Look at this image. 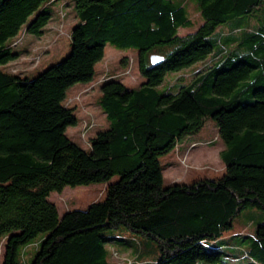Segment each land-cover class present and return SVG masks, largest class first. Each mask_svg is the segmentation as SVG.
<instances>
[{"label":"trees","instance_id":"1","mask_svg":"<svg viewBox=\"0 0 264 264\" xmlns=\"http://www.w3.org/2000/svg\"><path fill=\"white\" fill-rule=\"evenodd\" d=\"M55 3L76 17L69 54L33 77L8 71L20 32L41 36ZM107 43L137 50L143 81L101 83L107 126L83 149L66 135L77 117L65 98L93 80ZM207 120L223 175L165 179L168 155ZM96 183L102 197L84 210L60 216L49 200ZM0 239L2 264H110L115 252L129 264H264V0H0Z\"/></svg>","mask_w":264,"mask_h":264},{"label":"rangeland","instance_id":"2","mask_svg":"<svg viewBox=\"0 0 264 264\" xmlns=\"http://www.w3.org/2000/svg\"><path fill=\"white\" fill-rule=\"evenodd\" d=\"M64 1L70 2V0ZM52 10L55 17L48 23L41 36H30L24 29L20 32L16 47L19 55L7 65L8 71L21 75L32 74L33 77L49 66L60 62L69 54L70 32L76 23L75 14L72 8L67 5H63L62 10H59L57 3L53 4ZM189 12L194 25L190 30H193L201 22V19L192 5L189 6ZM190 30L181 27L178 29V35H184ZM219 30L227 31L225 27ZM136 58L137 50L135 48L119 49L107 43L104 47L102 60L95 65L93 80L88 84L76 83L68 89L65 105L74 108L77 125L67 127L66 135L81 148H88L90 137L107 126L105 115L97 104L101 83L106 79L113 78L134 88L143 81L138 72ZM208 62L209 60L206 63L198 64L197 68L203 69ZM192 74V69L172 74L168 77V81L174 84L181 78L185 80L183 82H186ZM88 125L91 126L88 127ZM182 140L185 144L193 141L198 143L194 144L186 153L185 150H180L178 143L175 151L168 155V158L171 159L168 163L169 166L163 168L165 179L170 181L184 179V183H191L197 178L218 179L223 175L224 164L219 157L222 142L218 138L213 121L207 120L200 132L186 136ZM165 158L166 156H162L160 160L163 162ZM116 180L117 176L113 177L110 183ZM105 187V183L74 188L65 187L61 193H51L49 200L56 205L59 215L62 216L68 210H84L90 203L100 200ZM4 241V239H0V264H2ZM29 250L31 249L29 248ZM133 260L130 252H115L111 256L110 264H129Z\"/></svg>","mask_w":264,"mask_h":264},{"label":"crops","instance_id":"3","mask_svg":"<svg viewBox=\"0 0 264 264\" xmlns=\"http://www.w3.org/2000/svg\"><path fill=\"white\" fill-rule=\"evenodd\" d=\"M198 142L196 141H193L191 143H186L184 141H182L181 143H179V147H180V150H185V153L194 145V144H197Z\"/></svg>","mask_w":264,"mask_h":264},{"label":"water","instance_id":"4","mask_svg":"<svg viewBox=\"0 0 264 264\" xmlns=\"http://www.w3.org/2000/svg\"><path fill=\"white\" fill-rule=\"evenodd\" d=\"M149 60L152 65H158L163 61V58L157 55H151Z\"/></svg>","mask_w":264,"mask_h":264},{"label":"built area","instance_id":"5","mask_svg":"<svg viewBox=\"0 0 264 264\" xmlns=\"http://www.w3.org/2000/svg\"><path fill=\"white\" fill-rule=\"evenodd\" d=\"M91 125H88V127H90Z\"/></svg>","mask_w":264,"mask_h":264}]
</instances>
